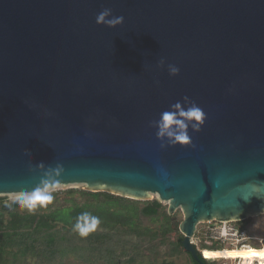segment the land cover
I'll return each mask as SVG.
<instances>
[{"label": "water", "instance_id": "obj_1", "mask_svg": "<svg viewBox=\"0 0 264 264\" xmlns=\"http://www.w3.org/2000/svg\"><path fill=\"white\" fill-rule=\"evenodd\" d=\"M176 104L188 145L157 136ZM46 180L157 195L204 264L198 224L264 214V0H0V196Z\"/></svg>", "mask_w": 264, "mask_h": 264}, {"label": "trees", "instance_id": "obj_2", "mask_svg": "<svg viewBox=\"0 0 264 264\" xmlns=\"http://www.w3.org/2000/svg\"><path fill=\"white\" fill-rule=\"evenodd\" d=\"M94 201L83 205L73 204L67 208H57L48 213H30L10 211L4 216L7 207L0 212V264H63V261L74 256L86 263L133 264L139 256L137 248L144 242L150 229L140 225L138 219L157 216L161 209L158 200L135 201L125 198L130 204L113 203L104 208L100 196L111 198L107 193H88ZM4 199L0 198V203ZM142 205L139 207L138 205ZM10 207L18 208L12 203ZM88 212L100 218V225L86 237H81L73 230L77 217ZM241 230L244 226L236 223ZM178 223L169 220L159 228L162 237L168 238L172 233H179ZM136 236L140 243H127ZM182 237L172 242L171 249L182 248ZM198 250V256L204 264H214L215 253L223 248L218 243L208 246L205 240ZM208 246V247H207ZM255 248V247H254ZM152 249V248H149ZM264 256V247L255 248ZM190 256L189 253H187ZM204 259H203V258ZM192 264L197 263L190 256ZM156 264V263H150ZM161 264H174L163 262Z\"/></svg>", "mask_w": 264, "mask_h": 264}, {"label": "rangeland", "instance_id": "obj_3", "mask_svg": "<svg viewBox=\"0 0 264 264\" xmlns=\"http://www.w3.org/2000/svg\"><path fill=\"white\" fill-rule=\"evenodd\" d=\"M83 192H88L85 190L83 185H68V186H59L55 191L52 192L53 200L52 203L46 206H37L35 211L32 213H48L57 208H67L73 204L83 205L86 203H92L93 198L83 194ZM89 193V192H88ZM91 193V192H90ZM108 194V193H107ZM21 194H12L7 196H0L4 199L0 203V212L3 207H7L4 213V216L8 217V213L11 211H17L22 213L23 211L29 212L27 209H22L21 207L13 208L10 207V204L17 203V198ZM111 195V198L100 196L98 201L101 202L104 208L111 207V201L113 203H118L119 205L130 204L124 200V197ZM128 199V198H127ZM151 200H158L161 203V209L157 216L154 217H142L140 216L138 221L141 226L150 229L149 235H146L144 242L140 244V247L137 248L139 252L138 258L133 264H150L156 263L161 264L163 262H172L174 264H192L190 256L187 255V252L184 249H171V243L174 242L178 237H182V234L172 233L168 238L162 237L160 234L159 228L162 227L168 220V202L160 201L158 196L153 194L151 195ZM142 202V201H140ZM141 207L142 205H138ZM31 213V212H30ZM174 220L180 224L183 220V214L180 209H177L174 213ZM241 225L244 226V231L246 233V239L243 242L239 241L240 245L237 257L234 258L233 254L235 252V246H230L227 242L226 245L221 246L223 248L214 251L226 250L228 253L225 258L215 259L214 264H264V256L261 252L255 248L264 247V214L251 217L245 221L241 222ZM132 239H128L127 243L134 245L135 243H140L137 239L138 237L133 236ZM196 248L199 250L200 246L198 242L195 241ZM219 244V243H218ZM220 245V244H219ZM239 245V246H240ZM238 246V247H239ZM255 247V248H254ZM152 248V249H149ZM216 254V253H215ZM100 263H86L74 256H70L63 261V264H101Z\"/></svg>", "mask_w": 264, "mask_h": 264}, {"label": "clouds", "instance_id": "obj_4", "mask_svg": "<svg viewBox=\"0 0 264 264\" xmlns=\"http://www.w3.org/2000/svg\"><path fill=\"white\" fill-rule=\"evenodd\" d=\"M96 24L106 26L108 28H116L123 24V16H114L112 9L105 8L101 10L96 16ZM164 61H161L163 64ZM169 74L176 76L179 74V68L175 65L168 66ZM177 109L175 112H165L162 114L160 121L157 123V136L158 138L167 137L171 143L179 145H188L190 137L188 135V123L193 122L192 127L194 131H199L200 126L203 124L205 115L203 110L192 104L186 110L181 109L179 104L174 105ZM61 170L57 169L56 173L59 175ZM59 187V181H44L42 187H38L31 193H23L17 198V203L22 209H27L32 212L35 211L37 206H46L52 203V192ZM100 225V218L88 212H84L77 217L73 230L76 231L81 237L88 236L94 232Z\"/></svg>", "mask_w": 264, "mask_h": 264}, {"label": "built area", "instance_id": "obj_5", "mask_svg": "<svg viewBox=\"0 0 264 264\" xmlns=\"http://www.w3.org/2000/svg\"><path fill=\"white\" fill-rule=\"evenodd\" d=\"M238 222H206L200 223L196 226L195 235L192 241L198 242L200 248L202 246V241L205 240L208 246L212 243H219L220 245H226L227 242L230 246L238 247L239 241L243 242L246 239V233L241 230L236 224ZM207 246V247H208Z\"/></svg>", "mask_w": 264, "mask_h": 264}, {"label": "bare ground", "instance_id": "obj_6", "mask_svg": "<svg viewBox=\"0 0 264 264\" xmlns=\"http://www.w3.org/2000/svg\"><path fill=\"white\" fill-rule=\"evenodd\" d=\"M242 245H240L239 247H235L234 250V254H233V257L236 258L237 257V253L239 251V248L241 247ZM190 254V253H189ZM227 252L226 250H220V251H217L216 254H215V259H222V258H225V256H227ZM197 255H198V252H197Z\"/></svg>", "mask_w": 264, "mask_h": 264}]
</instances>
